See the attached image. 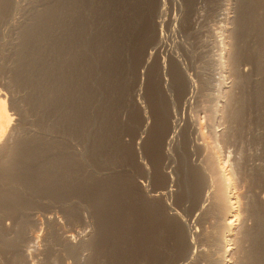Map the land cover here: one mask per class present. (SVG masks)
Segmentation results:
<instances>
[{
	"label": "rangeland",
	"instance_id": "obj_1",
	"mask_svg": "<svg viewBox=\"0 0 264 264\" xmlns=\"http://www.w3.org/2000/svg\"><path fill=\"white\" fill-rule=\"evenodd\" d=\"M88 1H90L91 4H87L86 6L87 8L84 7V9H81L80 12H82L81 13L82 15L80 14L81 15V16L79 15L80 17L77 15L78 18H80L81 21L84 20V24H86V26L83 25L82 27L84 29L83 30L84 36L83 34L82 36L83 37L86 36L85 38L86 40L83 39L82 36H80V41H79L78 46L82 45V47L80 46L78 48L76 47V50L80 52L78 53L80 55L79 58H82V57L84 58V56L87 57V58L85 57L86 60L84 58L86 62V64L84 63V66H86L87 69L86 67H84L81 70V73H82L81 77L86 75L85 76L86 79H83L82 77L83 82H79L77 84L78 89L74 91L75 96H72L73 98L71 97L72 98L71 100L74 101V104L77 103V111H78L79 109L78 105H80L79 103H81L82 105V101H81L82 95L80 94V92L78 95V91H81L80 89H83L87 91L86 93L88 94V90L90 87L89 85H92L91 82L92 80H94L93 82H95V84L97 85L96 87V85L94 84V88L96 89L98 88V90L96 91L97 94H95L94 96L90 98L88 96L87 98L88 101L87 102L85 101L86 104L84 105H86L87 108L85 106L86 111L84 108L82 109V112L84 114L83 122H84V119L86 120L89 117H90L89 119L91 120V117L93 116H95L98 119H96V121L91 120L88 126L83 130L82 133H78L75 130H72L71 135L73 137L70 136L69 140L71 142L74 141L72 142V144L75 143V144H80V145H84L88 147L89 145L88 142L92 139L90 137L93 136L92 132H94L93 131L94 129H97L98 127L97 125L99 123L100 124V135L102 136L103 141L109 144H116L120 142L119 144H121L124 147L123 154L122 153L118 154L119 152V151L117 152L118 149L116 150L115 148L113 150L111 148V151L110 149L106 150V152L104 151L103 154L104 156L106 155L105 157L103 156V154L100 155L99 172L100 174L101 172L103 173V175H100L101 176L100 180H103V179L107 180L101 183V185L105 184V186L103 185L101 187V191L104 190V192L109 194L110 199H107V200L100 199V203H99L100 205H98L97 203L95 204V203H91V201H88L87 197H86L87 199L83 198L82 200L73 198L71 202H68L69 204L72 202L74 203V201L75 202L78 201V202L76 203V205L75 203L74 204L72 203L70 205L68 204L70 207L72 205V208L75 212L74 214L73 210H71L70 216H69V213L68 212L66 213L65 211L66 208H69L68 206L64 208L62 207L60 208V206L59 207L57 206L58 204L55 205L54 203H50V204H53L50 206L49 204H47L49 210L52 208L51 213H54L53 216L52 214L48 216L46 214L44 215L42 214L40 219L38 218L39 228L32 229L33 227H31L29 229L30 231L28 230L29 232H32L33 230V235L35 234V231H36V234L34 235V237L37 240L33 241L36 243L33 244L28 241L26 242L22 241L20 244V241H19V244H18V242L17 243L15 242V244L18 247L14 244V241H17L16 240L17 237H15L14 234L15 233L18 234V229L14 226L16 228L15 230L16 232H15L14 231L15 228L13 227V225H11L12 223L8 219L3 218L2 214H0V217L2 218V219L0 218V221L3 223V224L0 223V226L1 224L3 225V227L1 226L0 229L1 228L3 229L5 227L3 230L5 229L8 230L10 229V225L12 228L8 230L9 233H6L8 231L5 230V233H4L5 236L2 233L3 236L1 235L2 238L0 237L1 239L0 242L3 240L2 241L3 243H7V245L5 244L0 245L1 247L0 248L1 250L0 251V264H3V263L4 264H179L180 260L184 257V254L186 252L190 253L193 251L195 253L193 252V260L190 264H193V263L199 264V262L200 264H203L201 262L202 260H200L201 258H199L200 255L198 256L197 250L201 252L199 254H202L204 250L205 251L203 254L207 252L210 254L212 253L214 254V251H212L213 250L212 246H210L212 244V242H210L212 239L208 237L209 240H207L206 239L207 237L205 236L207 235L206 233L213 231L212 228L214 225V219L211 221V215H209L210 213L207 209V207L209 208L210 200L205 201L203 204V207L205 208L204 212L205 214H207L205 215L204 212H202L204 215L203 216L199 210H195L193 206L194 202L192 203V201L190 200H188L189 202H187V199L183 197V194L185 192H184V187L182 185V179H183L182 174H180V171H179V166H180L179 164L180 161L178 160L179 154L177 153L178 145L180 144L179 139L178 140L174 139L173 141L174 143L172 142L173 144L171 145L170 151H168V153H170V157L167 158L169 154L166 156V151H165L166 147L164 148V146H166L165 144H166L167 138L166 139L164 138L163 140V137H166V133L163 132L162 135L160 134L161 127H159L160 126L159 122L157 123V121L159 120L157 118L161 115L159 118H160V121H162L163 118H165V116L163 118L162 116L164 115V113H166L165 115L168 118V126H171L170 125L171 124L170 118L172 115L171 110L175 109V104H176V108L178 109L179 98L181 96H179L177 89L175 90V88L172 87V80H170L171 78L168 76V73H164L162 74L163 76H160L161 71H159L160 69L157 66H160L159 61L161 59L169 60V57H171L170 59L171 60L173 59L172 60L173 62L175 63L179 62L181 67L185 69V72H187V74L190 73V75L194 77L193 76V74L195 73L194 71H196L198 67H199L198 70H200V68H203V65H206L208 61L209 62L211 61V64H213L211 71L209 69L205 71L213 75L215 79V84L222 83V84H225L224 86L226 87L232 86V89L233 87L234 88L236 87L235 90H233V92H235L234 93L235 98L237 97L239 98V101L237 100L238 98L236 99L238 103L235 101V104L239 105V106L237 105L239 108L237 106L236 108L241 109L242 112H244L242 113L244 115H242L241 117L243 123L240 120V124H238L240 127L239 128L240 132H239V135L236 137L238 138L237 140L239 142L236 140V148H235L236 150L235 152L231 154L229 158L230 159L229 165L233 164V168H236L237 167L236 165L238 164V167L236 168V173L234 175L236 177L234 178L233 176L232 182L234 184V187L236 186L238 187L239 185H236V184H240L238 189L237 187L235 188L236 194L238 193L237 194L238 198L240 200L242 199L241 201L238 200L239 204L237 208H239L238 209L239 211L240 209H242V211H244L245 209L244 212H240V216H241L240 223L241 224L243 223L245 226L247 225L246 227L248 228H253L254 227L253 224L255 223L253 219H251L250 216L247 215V214H250L248 212H250L249 210L251 207L250 205H252V202L256 203V200H257V206L258 208L260 207V210H262V216L264 218V211H263L264 210V192H263L264 191L263 189L264 188V166H263L264 165V150H263L264 149V37H263L264 36V0H250L248 2V6L249 8H251L252 16H251V19L248 18L250 19V21L248 20L249 25H247L248 27H247L246 33L244 34V39H241L243 41H240V45H242L243 47L242 48L240 46L241 49L243 50V52L241 50V53L243 54L241 55L239 59V62H238L239 66L237 68V71H239L238 72L239 76L241 77L242 80L236 79L235 77L236 73L229 66V63H230L229 58L233 54V51L236 50L235 49L236 44H239V40L232 38L234 37L233 35L228 34L226 38V41L228 42L229 45L227 46L228 47V60H227L228 66H226L225 64V68H226L225 71L224 70L220 71L219 60H218V55L221 52L220 51L221 46H222L221 43L222 42L224 43L225 41V33H223L222 31L223 26L228 21L229 22L233 21L234 24L230 23V25H228L230 26V30L234 32L236 27L238 30V24H236L237 23L236 20L238 19L237 9H238V4H239L238 2L240 0L239 1L238 0H168V1L165 0V5L163 6V9H164L163 12L165 13L164 14L165 16L163 17L162 22H158L160 21V19L157 18L158 12L159 10H161L160 0H132V1L126 0L124 1V3H126V7H127V4L129 5V3H132V2L133 4H135L136 2V5L137 6L139 5V6L137 8L138 11L136 10V12H134L135 18L132 20V21L137 20L135 21V23L133 22L135 27L133 26V24H131L130 26L131 28L128 29L129 31L128 33H125V36L123 35L124 33H121L119 28L116 27L117 24L112 25L115 23L111 22L110 20L107 21L108 18L106 14L107 12L108 13L110 12L111 14L118 13L117 9H118V6L121 5L120 3L123 4V2H121L122 0H92L96 3L92 2L91 0H88ZM12 2L13 4L17 3L15 5V7H17V9L15 8L16 12L12 11V13L15 12V14L13 15L11 13L12 16L9 19H7L8 21H5L6 23H9V25H7L5 22H3L4 24L2 23L0 25V94H1L0 96H2L1 98L3 99L6 98L4 100H5V104L7 103L6 108L8 110L10 109V107L7 106V105L10 106L9 103L14 104L15 102V107L18 108L19 106V110L21 113L20 115H18L19 117H21V115L23 114V110H24L22 119L20 118L22 120L20 121L23 122V124L19 121V117L17 115H16L17 117L15 116L12 121L14 122L12 123L14 126L13 125L11 126H13L14 131H16L18 127L17 131L21 132V130L23 131V128H24L25 132L29 131L30 133H32L33 131V134H34V132L36 131V133L38 134L40 133L39 130H42V128L45 129L42 126L39 127L40 122H43V121L47 122L50 119L49 121L51 122L49 123L51 125L48 122H47L48 124L45 123V125L47 126L46 129L49 127V125H50V128L51 127L53 128V126L56 125L57 123V119H54V117L52 116H49L50 118H47V117L44 118L42 116L43 113H39L40 110H38L39 112L37 111L38 113L34 111L35 109L31 107L32 105L31 104L28 105L29 102L26 101L27 96H28L27 94H29V91H27L29 90L28 86L27 84H25L26 82H24V80H22V82H20L21 80L18 81L21 78H18L20 71L18 72V69L16 67L26 64L25 61L20 59V52H19L22 49L21 38L23 39V37H21L22 35L21 31L23 30V27L21 26L22 25L26 26L27 24L29 25L32 22L36 10L39 11L42 8L45 9V6L52 5L58 1L57 0H27V1L26 0H14ZM100 6L102 8H100ZM105 6H107L108 9ZM102 9H103V12L101 13ZM218 12L225 13L227 17L229 18H227L226 20L223 18V16H218L217 15ZM233 16L235 17L233 18ZM14 17L17 19V21ZM14 19L16 23L13 22ZM96 25H98L97 27L100 28L99 29L100 35H102L104 32H108L109 35L110 34L112 35L111 38L116 37V40H118L117 46H116L117 49L115 47L117 52L116 51L112 52V50H110L111 52L108 51L109 53L108 54L107 52L101 50V46L100 48L99 47L97 48L96 46L97 43L94 41H100V40L97 39L98 37H96L95 39L97 40H95L94 39L95 34L93 35L96 29L95 27ZM85 29L87 32H85ZM126 34L129 36V39ZM121 35L122 37H120ZM88 37H90V39ZM161 40L163 42V47H162L163 49L161 48V50H159L158 53L152 54L150 57L151 59H149L148 63L146 64V61H147L146 58L148 56V53L150 52L151 47L155 45L156 42H159ZM88 41H90L91 43H89ZM82 42H85V43L82 44ZM92 42L95 43V45ZM232 42L234 43L237 42L235 44V47H234V43ZM89 45L90 47L91 46H94V47L93 48L91 47L90 49H88L89 51H87L86 48L89 47ZM99 49L101 50V52ZM92 50H96V51L93 52ZM83 52L85 53L83 54ZM87 52L89 53L88 55H87ZM92 53H95V54H92ZM100 53H103V54H100ZM51 56L53 55L51 54ZM51 56H47L46 61L48 60L49 62L51 60ZM16 57L18 58L15 59ZM91 57L95 60L90 61ZM108 58H110L109 62L107 61ZM225 58H226V51H225ZM75 59L78 60V56ZM52 60H53V57H52ZM77 60H75V62L78 63L80 60L78 61ZM212 60H214V62H212ZM92 61L94 62V64ZM100 61H102L103 63L102 69L105 71L106 75L104 72H102V69L100 67V63H101ZM103 61H106V62H103ZM21 62L22 63L24 62V63L21 64ZM105 63H107L108 65ZM93 67H95V71L93 70L94 69ZM105 67L107 68L105 69ZM227 68H228L229 74L228 72L226 74ZM92 70H93V73H92ZM12 72H16V74L18 72V75L15 74V76H13L12 74L14 73ZM96 72L97 73L99 72V73L96 74ZM87 73L90 74V76L93 75L94 77L92 76L91 78H88ZM94 74L97 76V78ZM224 75L225 77L223 78ZM100 76H101V80H100ZM227 76H229V78H226ZM13 77H15L16 79ZM164 77L168 78L166 81L167 83L166 86L164 85L165 83ZM102 78L103 79L105 78L104 81ZM12 79L13 81L17 79L18 80L17 82L16 81L13 82ZM162 80L164 82H162ZM235 80L238 82L236 83ZM85 81L87 83L84 84ZM18 82H20L21 84H18ZM155 82L157 83L156 87L159 90L156 93L161 95V97L164 99V104H163L164 106L162 105L163 108L166 106L164 108V113H161V110L159 109L160 104L159 103L156 104L158 102V99H154V98H157L159 95L155 96L157 94H154L155 96L154 97L153 93L152 94L150 93L149 95L150 96L152 95L153 97L152 96L150 97L149 95L147 96L148 84L155 83ZM16 83L19 86H16ZM24 84L27 87H24ZM100 85L101 87H99ZM139 85L141 88L140 92L137 91ZM76 95L78 97H76ZM240 97L242 98L241 101H243L241 103H240ZM244 98L246 99V101H244L245 100ZM76 99L78 100L76 101ZM152 100L153 101L155 100V101L152 103ZM212 104L213 103H211L210 105ZM155 106L157 108H155ZM198 106H200L199 103H198ZM198 106L196 105V107ZM200 108L201 107H198V109L197 108L195 109L199 110ZM154 109L155 111H153ZM12 112L13 111L10 110V113ZM145 112L146 114H143ZM138 113H140V115ZM154 113L159 116H156ZM144 116H146L147 118H145ZM148 116L151 118H149ZM154 116L156 118H154ZM200 116L203 117L202 112ZM40 117H43V118L41 119ZM40 119L41 120L44 119V120L41 121ZM99 119H100V122H99ZM145 119L147 123L149 124L144 129L145 131L143 130V135L141 136L140 140H138L137 142V138L139 136V131H138L139 126L141 127V124L143 125V122ZM15 120H18V122ZM15 122H17L19 125L16 124ZM81 122H82V119L80 120V123ZM238 125H235V126L238 127ZM34 126H36L37 128ZM154 126H156L157 128ZM73 127H75V125ZM19 128H21V130H19ZM30 128L35 129V131L34 130L31 131ZM37 129L39 130L37 131ZM157 129L159 130V132L155 133V135L156 136L158 135L157 137L159 138H155L156 143L154 142L153 146L152 144L150 146L149 139L152 137L155 131H158ZM42 131L43 133L45 132L44 130ZM84 131L86 132L85 134H83ZM50 133L52 134V132ZM77 134L79 137L76 136ZM88 134L90 135L88 136ZM49 136L54 137V134L53 136L52 135H49ZM75 136L76 138L78 137V139L79 138L80 139L78 140L74 138ZM51 137H47V138H51ZM56 137L59 139L57 135ZM83 138H86V139H83ZM157 141L159 142L158 145H156L158 143ZM175 141H177L178 144ZM158 146L160 149L158 148ZM154 147L158 148V151ZM78 149L81 150V147H79ZM151 151L152 152L154 151L153 154H155L156 156L153 154H150L152 153ZM109 154L110 156H107ZM111 155L112 156L115 155V156L112 157ZM165 157L168 159V161L167 159H165ZM241 173H245V174H242L241 176ZM250 175L252 176L255 175V176L251 178ZM112 176L113 177L115 176V178L112 179ZM116 178H118V180ZM168 178L172 179V183L169 184L171 185L170 187L169 185H167ZM242 178L243 180L245 179L246 180L244 182L243 181L241 182L240 180H242ZM108 186L111 188H109ZM105 188L107 191L105 190ZM109 189H112V190H109ZM108 191L111 193H109ZM244 195H245V199L243 198ZM113 196H115V198H113ZM246 197H248V199H246ZM180 198L185 199V200L183 201ZM243 199L245 201L247 200L248 202L247 201L244 202ZM251 200H255V201H251ZM83 201H84V204H83ZM242 201L245 203L244 206H243ZM106 202H108L109 204ZM259 203L261 205H259ZM78 204L80 205V207ZM240 205L242 206V208ZM53 206H56V209ZM246 207L248 208V210H246ZM61 209H62L61 211L62 213L65 212L64 214H62L61 212H58ZM77 211L78 213H76ZM95 212L98 214H96ZM189 212L192 216H190ZM186 213L189 214V216H187ZM197 213H198V217L202 215V217L200 216L201 219L200 217L199 218L197 217ZM59 214L63 216H60ZM57 215L59 216V218ZM246 215L248 218L246 217ZM45 216L46 218H48L49 216L50 217L52 216L53 218L51 217L50 220H53V221H50L48 218V221H46L47 224L44 223L46 219L44 218ZM195 216L197 219H195ZM75 218H78V219L75 220ZM61 219H63L64 221ZM209 219L211 222L208 221ZM205 220L207 221V223L208 222L209 223L207 224ZM55 221L58 222V224ZM59 221L61 224L59 223ZM54 222H55V225H54ZM201 222L202 223L204 222L203 226L202 224H200ZM205 223L207 226L205 225ZM5 224L8 225L9 227L7 228ZM239 224L237 223L235 225L236 228L241 226V224L240 225ZM58 225L61 227H59ZM199 225H201V227ZM55 226H56V231L58 230V232L54 231ZM57 226H58V229H57ZM208 226H209L208 229L211 231H206L208 230L206 228ZM211 226L212 228H210ZM204 230L205 232H203ZM63 231H66L67 233ZM202 233L203 234L205 233L204 241L202 239L203 237ZM65 235L68 237H65ZM197 235L199 236L200 239L198 238ZM13 237L15 238V240L13 239ZM18 240H21V239H18ZM191 241H192V245L194 246L188 249L189 247L187 246V243L189 242L191 244ZM201 241H203L204 243L207 242L208 244H210L208 246V244L205 243L202 247L204 248L206 246L209 249L208 248L206 249V247L204 248V250L201 249V247L198 246V245L202 246L203 242ZM10 243L13 244L12 245L13 248L16 247L17 249L16 252L18 254L15 253L16 249H13ZM195 244H197V246ZM242 244H243L242 248L240 249L241 251L238 249L237 247L238 245L236 246L237 248L234 245H230V246L234 247L233 250L238 249L237 250L238 252L235 251V253L246 254L248 249L251 248L252 243L250 241L247 242L246 240V243L244 241ZM19 245L21 247L24 245L27 246V249H28L27 252L29 251L28 254L26 255L24 254L25 256L22 254L23 258L20 254L21 251L18 250L20 249ZM34 245H35V249L36 248L39 249V250L37 249L39 252L37 250H35L36 252L33 250L32 247H34ZM28 246L29 247L32 246V247L28 248ZM8 247L10 249H8ZM197 247H200L201 250ZM6 248L10 251L11 254H9V251H7L8 252L7 254V252L5 251L7 250ZM210 250L212 253L209 252ZM4 251L6 252V254ZM11 251L14 253V256L12 255ZM1 252H4V254H2ZM34 252L37 254H33ZM12 257H14V261H12L11 259ZM25 257H27V261ZM195 257L198 259L196 260Z\"/></svg>",
	"mask_w": 264,
	"mask_h": 264
},
{
	"label": "bare ground",
	"instance_id": "obj_2",
	"mask_svg": "<svg viewBox=\"0 0 264 264\" xmlns=\"http://www.w3.org/2000/svg\"><path fill=\"white\" fill-rule=\"evenodd\" d=\"M12 1H14V0H0V25L3 22L8 21L7 19H9L12 16L11 15L12 11H15V8L17 9V7H15V5L17 3L13 4ZM57 1L58 2H55L52 5L45 6V9L42 8L43 10L40 9L41 11L40 10L39 11L34 10L35 14H34V18H33L32 22L29 25L27 24L26 26H23V25L21 26V27H23V30L22 31L20 30L22 32L21 37H23V39L20 37L21 41H22V45H21L22 49L19 52H20V59L25 61L26 64L18 66L19 68L16 67L18 69V72L20 71L18 78H21V79H19V80L17 79V80L18 81L21 80L20 82H22V80H24V82H26L25 84H27L28 89H29V90H27V91H29V94H27L28 96L26 99V101L29 102V103L27 102L28 105L31 104L32 105L31 107H33L35 109L34 111H36V112L38 110H40V112L39 111L38 112L43 113L42 116L44 118L45 117L50 118L49 116H52V117H54V119H57L56 125H54V126L52 125L53 128L51 127L52 128L51 129L50 128L51 124L49 123L51 121H49L50 119L49 120L47 119L48 121L47 120L46 121L50 125L46 129L47 126L45 125V123H47V122L43 121L44 119L41 120L43 117H40L41 118L40 120L43 122H40V123L38 122V123H39V127L42 126L45 128V129L42 128V130L45 131L44 133L42 130L37 129V131L38 130L40 131V133L37 134L35 129H31V128H30L31 131L32 130L35 131L34 134H33V131H32V133H30L29 131L25 132L24 128L22 126L21 127L23 128L24 132L21 130V128H19V130H21V132L17 131L18 127L16 130L17 132L14 131V128H13L14 125L12 124L14 122H12V121L16 115L18 116L21 114L20 110H19V106H18V108L15 107V102L13 101L14 104L9 103L10 106L7 105L8 107H10V109L8 110L6 108L7 103L5 104V100H4L6 98L3 99V98H1L2 96H0V214H2L3 218L8 219L12 223V224L11 223H9V224L13 225V227L15 226L18 229V234L13 233L16 230L15 227H14L15 228L14 231L12 232L15 235V237H17V239H16L17 241H14V244H15V242L16 243L18 242V244H19V241H20V244L22 241L23 242L28 241V242H31L33 244L36 243V242H33L34 240H37L34 237V235L36 234V231L34 230L35 234L33 235V230H32V232H29L30 231L29 229L31 227H33L32 229L39 228L38 218L40 219L42 214L43 215L46 214L47 216L52 214V216H53L54 213H51L52 208L49 210L47 204H49V206L53 205L50 203H54L55 205L58 204L57 206L58 207L60 206V208L61 207L64 208V207L68 206L69 208H66V210L65 209L64 210L66 211V213L68 212L69 216H70V212H71V210H73V208H72V205H71V207L69 205L72 204L73 202L70 204L68 202H71V200H73V198L80 199V200H82L83 198H85V199L88 198V201H91V203H95V204L97 203L98 205H100L99 204L100 199H106V200L110 199L109 194L104 192L103 189H102L103 191H101V187L103 185L105 186V184L101 185V183H103L107 180H105V179H103L104 181L100 180V177H101L100 175H103L102 172H101V174L99 172V170H100V155H102L104 153V151L106 152V150L110 149V151H111V148L113 150L115 148H116V150L118 149L117 150V152L119 151L118 154H121V153L123 154V151H124V147L121 144H119L120 142L116 143V144H109V143L102 140L103 138L100 135V124L99 123L97 125L98 126L97 129H94L93 130L94 132H92L93 136L90 137L92 139L88 142L89 143L88 147L84 146V145H80V144H75V143L72 144V142H74V141L71 142L69 140L70 136H72L71 135L72 130H75L78 133H82L83 130L88 126V124L90 123L91 120L96 121V119H98L95 116H93V117H91V120H90L89 119L90 117L88 116L89 118L85 117L87 119L86 120L84 119V122H83L84 114L82 112V109L84 108L86 111V108H87V106L84 105V104H86L85 101L86 102L88 101V99H87L88 96L90 98V97L94 96L95 94H97L96 91L98 90V88L97 89L94 88V84H95V82H93L94 80H92V82H91L92 85H89L90 87L88 90V94L86 93L87 91H85L83 89H80L81 91H78V95H79V92L82 95V97L80 96L81 101H82V105H81V103H79L80 105H78V108H79L78 111H77V103L74 104V101L71 100L73 98L72 96H75L74 91L76 89H78L77 84L79 82H83V79H86L85 78L86 75L82 76L83 77V79H82L81 70H82V68L86 67V66H84V63L86 64L85 60L87 57L84 56V58L86 57L85 60L82 56H81L82 58H79L80 55L78 53H80V52H78V50H76V47L78 48L80 46V45L78 46L79 41H80V36H82V34L84 32L83 31L84 29L82 27H83V25L86 26V24H84V20L81 21L80 18H78V16L82 13V12H80L81 9H84V7H86L87 4H91V2L88 0H57ZM124 1H126V0H122L121 2H123V4L120 3L121 5L119 4L120 6H118V9H117L118 13L111 14L110 12L108 13L106 11L107 12L106 14H107V18H108L107 21L110 20L111 22L115 23V24H112L110 22L112 25L117 24L116 27H118L120 32L124 33L123 35L125 36V33H128V31H129L128 29L131 28L130 27L131 24H133V22L135 23V21H137V20H135V21H132V20L135 18L134 12H136L139 5L137 6L136 2H135V4H133V2H132V3H129V5L127 4V7H126V3H124ZM166 1H168V0H166ZM249 1L250 0H240L238 2L239 4L237 3L238 4V9H237L238 10V12H237L238 13V19L236 20V22H237L236 24H238V30H237V27L234 30V32L232 30H230V26H228V25H230V23H233V21H231V22L228 21L223 26L222 31H223V33H225V41H224V43L223 42L221 43L222 44L221 50H220L221 52L218 55L219 69H220V71L221 70L225 71V69H226L225 64H226V66H228V64H227L228 47L227 46L229 45L228 42L226 41V38L229 34V35L234 36L232 38L239 40V44H236L237 42H235V43L232 42V43H234V47L236 44V47H235L236 50L233 51V54L229 58V62H230L229 66L236 73L235 74L236 79H240V80H242V79L239 76V73H238L239 71H237V68L239 66L238 65L239 59H240L241 55L243 54V53H241L242 45H240V41H243L241 39H244V34L246 33V30L248 27L247 25H249L248 20L250 21L251 16H252L251 8H249V6H248ZM92 2H94V1H92ZM160 2H161V10H159L158 16H157V18H159L160 21H158V22H162L163 17L165 16L164 15L165 13L163 12L164 11L163 6L165 5V0H160ZM94 3H96V2H94ZM127 3H128V1H127ZM105 7L107 8V6H105ZM100 8H102V7L100 6ZM97 10H96V12H97ZM15 12L12 14L14 15ZM102 12H103V9H102L101 13ZM217 15L223 16V18L226 20H227V18H229V17H227V15L225 13H222V12H218ZM234 17L235 16H233V18ZM82 18H83V16H82ZM248 18H250V19H248ZM15 19L13 21L14 23H16ZM16 21H17V19H16ZM6 24L9 25V23H6ZM18 24H20V23H18ZM136 24H137V22H136ZM108 25H110V24H108ZM97 26L98 25L95 26L96 27L95 31L93 30L94 31L93 35L95 34L94 39L96 37H98L97 39L100 40V41H94L97 43V45H96L97 48L98 47L100 48V46H101V50H103L107 53L110 50H112V52L116 51V49H117L116 46H117V42H118V40H116V37L111 38L112 35L110 34L111 35L110 36L108 34V32H104L102 35H100V30H99L100 28ZM99 26H100V24H99ZM133 26H134V24H133ZM118 28H117V30H118ZM131 30H133V29H131ZM85 32H87L86 29H85ZM83 36H84V34H83ZM120 37H122V35ZM85 38H86V36L83 37V39H85ZM88 38L90 39V37H88ZM97 39H95V40H97ZM128 39H129V36H128ZM119 41H120V39H119ZM88 42L91 43L90 41H88ZM84 43L85 42H82V44H84ZM93 44L95 45V43H93ZM90 45H89V47L86 48L87 51H89L88 49H90L91 47L92 48L94 47V46L90 47ZM80 47H82V45ZM115 47H116V49H115ZM162 47H163L162 40L159 42H156V44L151 47L150 52L148 53V56L146 58L147 59L146 64L148 63L149 59H151L150 58L151 55L158 53V51L161 50ZM101 50H100V52H101ZM92 51L94 52L96 50H92ZM225 51H226V58H225ZM85 52H83V54ZM242 52H243V50H242ZM90 53H91V51H90ZM51 54L53 56H51ZM88 54L89 53L87 52V55ZM92 54H95V53H92ZM100 54H103V53H100ZM116 54H118V53H116ZM18 56H19V54H18ZM47 56H51V60L49 58V60H50L49 62H48V60L46 61ZM77 56H78V60H80L78 63L75 62V60H77V59H75V58H77ZM101 56H103V55H101ZM52 57H53V60H52ZM109 57H111V56H109ZM17 58L18 57H16L15 59H17ZM91 58H90V61L95 60V59H93V58L91 59ZM170 58L171 57H169V60L168 59L167 60L161 59L159 61L160 66H157V67H159V69H160L159 71H161L160 76H163L162 74H164V73H168V76L171 78L170 80H172V87H174L175 90L177 89L179 96H181L179 98L178 109L176 108V104H175V109L171 110L172 111V115L170 118V123H171L170 125L171 126H168V118L165 115L166 113H164V108L166 107L165 106L163 108L164 99L161 97V95L156 93L159 91L156 87V84H157L156 82L148 84L147 96L150 93L151 94L153 93V96H154V94H157L155 96L159 95L157 98H154V99H158V102L156 100L157 103L156 102L155 103L160 104L159 109L161 110V113H164L162 118L164 116H165V118H163V120L160 121L159 117L161 115L159 116V115H156L155 113L154 114L156 116H159L157 118V119H159L157 121V123L159 122V125H160L159 127H161L160 128V134L162 135L163 132L166 133V137H163V140H164V138L165 139L167 138V141L165 144L166 146H164V148L166 147L165 148L166 149L165 150L166 156L169 154L167 156V158L170 157V153H168V151H170L171 145L174 143L173 142L174 139H177V140L179 139V141H180V144L178 145V150H177V153L179 155L178 154L177 155L179 157L178 160L180 161L179 162V164H180L179 171H180V174H182V178H183L182 179V185L184 187V192H185V193L183 192L184 193L183 197H185L187 199V202H189L188 200L192 201V203L194 202L193 206H194L195 210H199L201 213L205 211V208L203 207L204 202L210 200V204L208 203L209 208L207 207V209L210 213L209 215H211V221L214 219L213 228H212V226L210 227L213 229V231L206 233L207 235H205V233L204 234L202 233L203 237L202 236H200V237H202L203 241H204V235L207 237V238L205 237L207 240H209L208 237L212 239L210 241V242H212L211 245L208 244L207 242H205V243H207L208 246L209 245L212 246L213 250L212 249L211 250L214 251V254L211 252V250L209 252H211L212 254H210L208 252L203 254L205 251L204 248L206 246L204 248H202L205 243L203 241H201V242H203L202 246L201 245H198V246H200L201 249H203L204 251L202 252V254H199L201 252H199L197 250L198 256L200 255L199 258H201L200 260H202L201 262L203 264H264V218L262 216V210H260V207L258 208L257 200H256V203L252 202V205H250L251 206L250 210H249L250 212H248L250 214H247V215L250 216L251 219H253V221L255 223V224H253L254 227L248 228V227H246L247 225L245 226L243 223L242 224L240 223V220H241L240 219V217H241L240 212H244L245 209H244V211H242V209H240V211H239L238 210L239 208H237L238 204H239L238 202L241 201L242 199L240 200L238 198V195H237L238 193L236 194V191H235V188L237 186L234 187V184L232 182V178L236 173V168L238 167V164L236 165L237 166L236 168H233V164L229 165V162H230L229 158H230L231 154L233 152H235V150H236L235 149L236 148V140L238 139L236 136H238L239 132H240L239 131L240 127L238 124H240V120L242 122L241 117H242V115H244V114H242L244 112H242L241 109H238L239 105L237 104L238 105L237 106L235 104V101L238 97L235 98V94H234L235 92H233V90H235L236 87L235 88L233 87V89H232V86L226 87V86H224L225 84H222V83L215 84V79H214L213 75L210 73H207L205 71L208 69L211 71L212 66H213V64H211V61L210 62L208 61L206 65H203V68H200V70H202V71L198 70L199 67H198V69L196 67V69L198 71L197 70L194 71L195 72V73L193 72L194 77H192L190 75V73L187 74V72H185V69L183 67H181L179 62L176 61L177 63H175L172 61L173 59L171 60ZM242 58H243V56H242ZM100 60H102V59H100ZM109 60H110V58H108L107 61L109 62ZM98 62H99V60H98ZM100 62H101L100 67L102 69L103 63H102V61H100ZM103 62H106V61H103ZM212 62H214V60H212ZM23 63L21 62V64H23ZM93 64H94V62H93ZM105 64H107V63H105ZM157 65H159V64H157ZM97 66H99V65H97ZM89 68H90V66H89ZM93 68H94L93 70L95 71V67H93ZM106 68L107 67H105V69ZM86 69H87V67H86ZM93 70H92V73H93ZM18 72H17V74H16V72H12V73H14L12 75L13 76H15V74L18 75ZM102 72L105 73V71L103 69H102ZM227 72H228V68H227L226 74H227ZM84 73H85V71H84ZM98 73L96 72V74H98ZM228 74H229V72H228ZM105 75H106V73H105ZM92 76H90V74L87 73L88 78H91ZM155 76H156V74H155ZM166 76H167V74H166ZM224 77H225V75L223 76V78ZM13 78H15V77H13ZM96 78H97V76H96ZM226 78H229V76H227ZM93 79H95V78H93ZM104 79H103V81H104ZM167 79L168 78H165V80H164L165 86L167 85V83H166ZM17 80H15V81L17 82ZM89 80H91V79H89ZM100 80H101V76H100ZM12 81H13V79H12ZM15 81H13V82H15ZM155 81H156V79H155ZM164 81L162 80V82H164ZM20 82H18V84H21ZM150 82H152V81H150ZM237 82L238 81H236V83ZM85 83H87V82L85 81L84 84ZM236 83H234V84H236ZM13 84H15V83H13ZM18 84L16 83V86H19ZM25 84H24V87H27ZM102 85H104V84H102ZM169 86H167V87H169ZM96 87H97V85H96ZM99 87H101V85ZM145 88H147V87H145ZM174 88H172V89H174ZM140 89L141 88L139 85L137 91L140 92ZM136 96H137V94H136ZM76 97H78V96L76 95ZM78 99H76V101ZM146 99H148V98H146ZM177 99H178V97H177ZM237 100L239 101V98ZM241 100H242V98L240 97V103L243 102ZM154 101L152 100V103ZM238 101H236V102L238 103ZM244 101H246V99ZM138 102H140V101H138ZM152 103H150V104H152ZM198 103L200 104V106H198ZM211 103H213V104L210 105ZM148 104H149V102H148ZM139 105H140V103H139ZM196 105L198 107H201V108L199 110H196L195 108L198 109V107H196ZM85 106H86V108H85ZM236 106L238 108H236ZM140 107H141V105H140ZM240 107H241V105H240ZM21 108H22V106H21ZM155 108H157V107L155 106ZM26 109H27V107H26ZM10 110L13 112L10 113ZM22 110H23V108H22ZM153 111H155V109ZM197 111H198V113H197ZM201 112L203 114V117L200 116ZM23 114H24V110H23ZM138 114L140 115V113H138ZM143 114H146V112ZM22 115H21V117L18 116L19 121L22 119ZM178 115H180V116H178ZM96 116H98V115H96ZM144 117L147 118L146 116H144ZM149 118H151V117H149ZM154 118H156V117L154 116ZM243 118H244V116H243ZM81 119H82L83 123L82 122L80 123ZM154 120H156V119H154ZM181 120H182V122H181ZM15 121L18 122V120H15ZM17 122H15V123L18 124ZM99 122H100V119H99ZM21 123L23 124V122H21ZM148 124L149 123H147V121L145 119L143 122V125L141 124V127L139 126V129H138L139 136L137 138V142H138V140H140L141 136L143 135V130L147 127ZM11 125H13V126H11ZM74 125H75V127H73ZM235 125H238V127H236ZM36 126H38V125H36ZM36 126H34V127H36ZM154 127H156V126H154ZM41 131H42V133H41ZM75 131H74V133H75ZM50 132H52V134ZM89 132H90V130H89ZM158 132H159V130L155 131L153 133L152 137L149 139L150 140L149 141L150 146H151V144L153 146V143L156 141L155 138H159V137H157L158 135L157 136L155 135V133H158ZM85 133L86 132L84 131L83 134H85ZM53 134H54V137L49 136V135L53 136ZM56 135L59 137V139L56 137ZM89 135L90 134H88V136ZM76 136H78V134ZM76 136L74 138H76ZM85 136H87V135H85ZM47 137H51V138H47ZM78 137L76 139H78ZM86 138H83V139H86ZM160 141H161V139H160ZM175 142L178 144L177 141H175ZM83 144H84V142H83ZM158 144H159V142L156 145H158ZM160 145H162V144H160ZM79 147H81V150L78 149ZM156 147H154V148L157 149V151H158L159 146H158V148H156ZM161 147H163V146H161ZM153 152L150 154H153ZM110 154L107 156H110ZM112 155H113V153H112ZM153 155H155V154H153ZM103 156H104V154H103ZM114 156H112V157H114ZM118 157H119V155H118ZM157 158H158V156H157ZM167 158L165 157V159H167ZM107 159H108V157H107ZM170 159H172V158H170ZM116 161H114V162H116ZM167 161H168V159H167ZM169 161H171V160H169ZM241 168H242V166H241ZM245 171H246V169H245ZM242 174H245V173H241V176H242ZM253 174H255V173H253ZM239 175H240V173H239ZM115 176L114 177L112 176V179L115 178ZM250 176L252 178L255 175L254 176L250 175ZM104 177H102V178H104ZM106 177H107V175H106ZM235 177L236 176H234V178ZM107 179H109V178H107ZM116 179L118 180V178H116ZM245 180H243V178H242V180H240V181L244 182ZM236 182H237V180H236ZM167 183H166L167 185L172 183V179L168 178ZM113 184H114V182H113ZM236 185L240 186V184H236ZM118 186H119V184H118ZM170 186L171 185H169V187ZM238 187H237V189H238ZM106 188H105V190H106ZM109 188H111V187H109ZM180 188H182V187H180ZM109 190H112V189H109ZM109 193H111V192H109ZM249 193H250V191H249ZM256 194H257V192H256ZM113 198H115V196H113ZM243 198L245 199V195ZM257 198H258V196H257ZM246 199H248V197H246ZM251 199H252V197H251ZM181 200L184 201L185 199H181ZM113 201H115V200H113ZM246 201L244 200V202H246ZM251 201H255V200H251ZM77 202L74 201L75 205ZM103 202H104V200H103ZM244 202H243V206L245 205ZM106 203H108V202H106ZM83 204H84V201H83ZM249 204H250V202H249ZM259 205H261V204L259 203ZM246 206H247V204H246ZM53 207L56 209V206H53ZM79 207H80V205H79ZM241 208H242V206H241ZM248 208H249V206H248ZM248 208L246 207V210H248ZM61 211H62V209L58 212H61ZM96 211H98V210H96ZM73 212H74V210H73ZM64 213H62V214H64ZM76 213H78V211ZM246 213H247V211H246ZM74 214H75V212H74ZM96 214H98V213H96ZM189 214H190V212H189ZM189 214H187V216H189ZM194 214H196V213H194ZM204 214H205V212H204ZM55 215H56V213H55ZM202 215H203V213H202ZM202 215H200V216L202 217ZM205 215H207V214H205ZM247 215H246V217H247ZM60 216H63V215H60ZM69 216H68V218H69ZM190 216H192V215L190 214ZM51 217L50 216L48 217L49 220L51 219ZM197 217H198V213H197ZM201 217H200V219H201ZM44 218H46V216ZM48 218L45 219L44 223L47 224L46 221H48ZM58 218H59V216H58ZM193 218H194V216H193ZM76 219H78V218H75V220ZM195 219H197L196 216H195ZM61 220H63V219H61ZM50 221H53V220H50ZM63 221H61V222H63ZM208 221L211 222L210 219ZM7 222H6V224H7ZM55 222H54V225H55ZM205 222L207 223L206 220H205ZM0 223H2V222L0 221ZM49 223H51V222H49ZM56 223L58 224V222H56ZM59 223H60V221H59ZM195 223H197V222H195ZM203 223L201 222L200 224H202V226H203L204 225ZM206 223H205V225H206ZM237 223L238 224L240 223L241 226L236 228L235 225ZM2 224H1V226L3 227ZM6 224H5V226H7V228H8L9 226ZM69 224H70V222H69ZM211 224H213V223H211ZM11 225H10V229H12ZM58 226H57V229H58ZM199 226L201 227V225H199ZM209 226L206 228L208 229ZM59 227H61V226H59ZM3 229L2 228L0 229V237H1L2 233H3V235L5 233L6 229L5 230H3ZM10 229H8V230H10ZM8 230H6V231H8ZM54 231H56V226H55ZM206 231H211V230L208 229ZM56 232H58V230ZM63 232H66V231H63ZM203 232H205V230ZM6 233H9V231ZM31 233H32V235H31ZM192 233H194V232H192ZM199 235H201V234H199ZM65 237H68V236L65 235ZM198 238H199V236H198ZM13 239L15 240L14 237H13ZM13 239H11V240H13ZM18 239H21V240H18ZM59 239H60V237H59ZM246 240H247V242L250 241L252 243L251 248L248 249L247 253L246 254L235 253V251H237L238 249L240 250L242 248V245H243L242 243L244 241L246 243ZM2 241L0 242V243H2L0 245H3V244L7 245V243H3ZM68 241H70V240H68ZM196 241H197V239H196ZM198 242H199V240H198ZM198 242H196V243H198ZM12 243H13V241H12ZM12 245L13 244H11V246ZM195 245L197 246V244H195ZM230 245H234L235 247L238 245L237 246L238 249L233 250L234 247L230 246ZM187 246L189 247L188 249H190V247H192L194 245H192V241H191V244L188 242ZM19 247H20V249H18V250H20L21 253L19 251L18 252L21 254V256H22V254L23 255L28 254L29 251L27 252V250H28L27 246L24 245L21 247L19 245ZM31 247L28 246V248H31ZM200 247H197V248L200 249ZM3 248H5V247H3ZM12 248H13V246H12ZM32 248L34 251L38 249V248L35 249V245ZM207 248L208 247H206V249ZM8 249H10V248L8 247ZM8 249L5 251L6 252L9 251ZM13 249H16V247ZM16 251H17V249L15 250V253H17ZM4 252H1V253L4 254ZM6 252H5V254H6ZM35 252L33 254H37ZM193 252H190V253L186 252L184 254V257L180 260L179 264H190L193 260ZM7 254H8V252H7ZM9 254H11L10 251H9ZM12 255L14 256L13 252H12ZM27 257H25L26 261H27ZM22 258H23V256H22ZM195 258H194V260H195ZM11 259H12V261H14V257H12ZM197 259L198 258H196V260ZM193 264H195V263H193ZM199 264H200V262H199Z\"/></svg>",
	"mask_w": 264,
	"mask_h": 264
}]
</instances>
